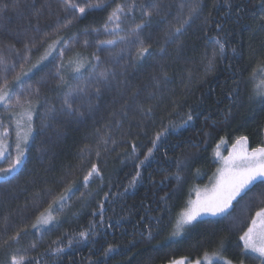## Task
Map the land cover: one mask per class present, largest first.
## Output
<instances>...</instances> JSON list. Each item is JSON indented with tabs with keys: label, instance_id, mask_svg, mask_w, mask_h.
<instances>
[{
	"label": "trees",
	"instance_id": "1",
	"mask_svg": "<svg viewBox=\"0 0 264 264\" xmlns=\"http://www.w3.org/2000/svg\"><path fill=\"white\" fill-rule=\"evenodd\" d=\"M77 2L85 7L96 0ZM145 2L135 0V10L122 17L120 31L112 35L105 32L106 27L109 32L115 28L108 21L110 13L117 5L127 10L133 0H105L107 7L89 9L83 16L64 12L63 0H0V57L15 65L14 71L7 73V81L12 84L15 75L31 68L15 91L31 88L40 93L39 103L32 99L35 131L25 164L10 184L0 186V264H8L13 255L25 256L30 264H170L213 252L236 264L241 260L243 264H260L242 255L239 239L259 207H264V187L259 183L234 202L227 218L200 219L185 228L182 236L172 239L171 235L193 196L194 183H202L215 173L218 163L213 161V148L218 141L226 138L234 142L244 137L250 148L264 145V99L256 96L253 81L264 74L261 0H200V19L178 38L182 47L168 45L163 58L160 48L166 33L178 26L181 3L194 0H147L163 5L161 15L153 18L141 37L151 56L136 59L138 46L130 50L119 43L98 47L101 41L129 35L143 20L140 5ZM17 3L19 12L14 6ZM68 20L72 24L62 27ZM217 38L225 44V52L222 57L217 55L214 67L208 69L212 41ZM121 48L126 50L117 65L116 54ZM46 55L48 58L42 59ZM96 56L100 61L96 74L112 68L119 72L121 66L131 65L127 67L128 92L121 94L114 83L100 100L92 98V110L87 103L78 104L84 113L79 120H46L49 107L54 105L59 111L69 92L80 87L93 91L90 77ZM77 61L87 69L78 77L74 74ZM61 63L63 68L58 67ZM162 73L167 74L168 83L149 98L155 78ZM4 78L0 72V84ZM137 87L143 88L139 102L152 108L148 115L123 107ZM15 100L13 95L12 102ZM21 111H9L0 104V139L15 138ZM190 112L193 119L184 124ZM166 127L167 133L132 185L135 164L144 158L155 134ZM133 145L137 148L135 157ZM10 158L0 161V168L8 167ZM93 163L98 165L100 176L85 187L83 177ZM69 185L79 190L62 210L52 212L53 225L36 232L32 225L48 216L49 205ZM6 223L10 225L7 231ZM90 227L95 231L89 239L76 242L79 232ZM17 232L20 237L11 241ZM69 240L73 241L71 246ZM5 241L9 243L5 245ZM109 245L115 251L104 257L103 250ZM54 248L64 251L54 256Z\"/></svg>",
	"mask_w": 264,
	"mask_h": 264
},
{
	"label": "snow or ice",
	"instance_id": "2",
	"mask_svg": "<svg viewBox=\"0 0 264 264\" xmlns=\"http://www.w3.org/2000/svg\"><path fill=\"white\" fill-rule=\"evenodd\" d=\"M19 12L20 5L17 3L14 5ZM4 8L7 5L3 6ZM107 7L105 0H96L95 3H88L85 7H79L77 0H63L62 10L66 13L78 12L80 16H83L85 12L89 9H102ZM135 0H133L132 7L125 9L122 5H117V7L110 13L108 21L115 25V28L109 32V29L106 27L105 32L108 34L114 35L116 32L120 31V23L122 22V17L126 16L128 13L135 10ZM260 10L264 13V0L260 2ZM141 13L143 20L140 24H137L134 29L130 30L129 35L120 37L119 40L110 39L101 41L98 47L106 45L109 47H114L118 43L127 45V48L130 50L132 47H137L136 59L144 60L147 56H151L152 52L149 47L144 45V40L141 39L143 30L148 27L152 22L154 17L160 16L163 10V5L159 3H150L146 2L140 5ZM147 9V10H145ZM181 16L178 18V26L174 29L169 30L164 38V45L160 48V57L163 58L167 53V46L171 44H177L178 47H182V43L178 42V38L186 31H188L193 23L196 20L200 19L202 14L203 6L200 3V0H194L192 3L184 4L181 3ZM184 9H187V14L184 15ZM76 17L74 16L73 19ZM72 24V20H68L66 24L62 27L67 28ZM219 27V25H217ZM87 43V41H85ZM214 44L212 55L208 58L207 67L212 69L215 64L217 55L223 56L225 52V44L221 42L219 38L212 41ZM64 47L67 48L68 45L64 44ZM217 49L219 50L217 52ZM125 48H121L120 53H117V59L115 64L119 65L120 59H123V53ZM51 52L48 53L50 55ZM61 57H63L64 52H60ZM131 56V54L129 53ZM207 55V53H206ZM48 56L42 57V59H47ZM96 60V65L93 66V75L90 77V81H94L93 91L89 92L86 88L80 87L74 92H69L63 99L59 111L55 106H50L48 113L46 114V120L55 121L58 118H64L67 122H73L79 120L84 113L81 111V108L78 104L87 103L88 109L92 110L95 105L92 103V98L95 97L96 100H100L104 95L106 90H109L115 83L116 87L121 90V94L128 92L131 87L130 80L127 78V67L131 66L125 65L121 66V70L118 72L115 68L105 69L98 74L95 73V68L99 66V57H94ZM24 60L27 63L28 57L24 56ZM74 74L75 76L82 75V69L87 70L85 66L81 63L74 62ZM33 68L36 65L32 66ZM59 68H63L64 65L61 63ZM15 65H9L6 63L3 57H0V72L5 74V78L2 84H0V104H2L6 110L12 111L13 109L19 108L22 111L19 114V119L16 120L17 132H16V141H15V156L12 157V145L6 140L0 139V161L10 159L8 167L0 168V186L10 184L16 177L15 173L20 169L26 161V156L28 153V144L30 143V137L34 133L35 129L33 126V116L31 110L32 99L35 98L37 103H39V90L35 92L31 88L25 89L24 91L17 93L15 91V86L21 85L24 83V77L28 75L32 69L29 68L28 72L21 71L13 78L12 84H9L7 81V73L14 71ZM119 76H124L125 79H118ZM57 78L62 81V77L59 72H57ZM156 83L153 85L154 91L149 95V98L155 96L157 92L161 91L163 85L168 83V76L166 73H162L161 76L155 78ZM143 92V88L137 87L135 91L131 92V95L128 100L124 103V108L128 111H137L143 115H148L152 112V108H144L142 102H139V98ZM13 95H16V100L12 102ZM256 96L264 99V88H258L256 91ZM23 97V99H22ZM25 106H28L27 108ZM127 115V112L124 113ZM193 119L191 112L187 115V119L184 121V124H187ZM50 125H42V127ZM168 131V128H164L162 131H159L155 134V137L151 140V147L148 148L147 153L144 154V158L139 160L135 164L136 176L132 178V185L136 183L137 178L140 176V169L142 165L148 161L153 155L154 150L158 147V142L161 140ZM8 130L5 129L4 135H7ZM110 138V136L108 137ZM107 143V139H105ZM115 143V142H114ZM247 143L244 137H241L236 141V145L233 146V150L230 152L228 157L223 158L222 166L217 170V176L215 182L212 184L210 189H205L203 192L197 191L196 198L190 200L186 210L180 214V218L176 221L175 231L173 232L174 236L182 234L186 226H193L194 222L199 221V218L205 215L210 216H219L222 219L227 218L231 215V210L234 209V202H239V199L243 198L248 194L253 187L259 183L264 187V147L253 149L251 152L246 149L241 150L238 146H243ZM137 148L133 145L132 154L135 157ZM100 153L97 152V157ZM219 156V153H217ZM179 167V164H178ZM100 171L98 165L93 163L91 168L87 171V174L84 175V186L87 187L90 181L94 177H99ZM179 179V177H177ZM131 186V185H130ZM78 188H75L72 185H69L64 189V191L59 195L58 199L53 201V204L49 205L48 216L44 219L39 220L38 224H33L32 228L36 232L42 233L46 227L51 226L55 223L52 216L53 211L62 210L63 206L71 200L72 195L75 194V191H78ZM108 193H105L107 197ZM167 196L168 194L165 193ZM264 196V192L261 193ZM83 196V193H82ZM164 197H161L163 200ZM264 203V201H262ZM57 206V207H54ZM7 223L4 225L5 231L8 227ZM150 227V226H149ZM95 231L94 227H90L88 230L81 231L78 234V240L76 242H84L89 239L92 233ZM26 233V230H25ZM21 233L17 232L14 236L10 238L11 241H16L20 237ZM243 242L242 255L245 258H250L253 260H259L260 264H264V207H259L255 215L252 216L251 222L247 227V230L239 237ZM9 241H5L7 245ZM73 243L72 240H69V246ZM35 248V244L32 245ZM223 245L221 244V248ZM64 251L63 248H54L52 249V255H58ZM115 249L112 245H109L103 250L102 255L107 257L109 253L114 252ZM254 254V255H252ZM213 257H216L218 261H223V264H233L231 260H226L220 256L219 252H213L212 256H209L205 253L204 259H198L195 261V264H213ZM8 264H30V261H27L25 256L13 255L10 257ZM171 264H186V259L182 258L180 260H174ZM240 264H243V260L240 261Z\"/></svg>",
	"mask_w": 264,
	"mask_h": 264
},
{
	"label": "rangeland",
	"instance_id": "3",
	"mask_svg": "<svg viewBox=\"0 0 264 264\" xmlns=\"http://www.w3.org/2000/svg\"><path fill=\"white\" fill-rule=\"evenodd\" d=\"M254 82H255V93H256V91H257V89L258 88H264V74H263V76H259V77H256L255 78V80H253ZM33 109V106H31V110ZM33 135V134H32ZM32 137L33 136H31L30 137V141H31V139H32ZM237 140H239V139H237ZM236 140V141H237ZM8 142H10L11 143V145H12V157H14L15 156V141H16V136H15V138L14 139H9V140H7ZM236 141H234V142H229L226 138L225 139H222V140H220V141H218L215 145H214V158H213V161H216L217 163H218V166H217V169H216V171H215V173L214 174H212V175H209V176H207L206 178H205V181L204 182H202V183H200V182H196V183H194V187L191 189V192H190V194H192L193 196L189 199V201L190 200H194L195 198H196V192L197 191H201V192H203L205 189H210L211 187H212V184L215 182V179H216V176H217V170L222 166V160H223V158H225V157H228L229 156V154H230V152L233 150V146L234 145H236ZM29 145V144H28ZM241 150H243V149H246L247 151H249V152H251L253 149H256V148H250L249 147V145H248V143H246L245 145H243V146H238ZM260 147H264V145H262V146H259V148ZM219 149V150H218ZM217 153H219V156H217ZM11 157V158H12ZM10 158V157H9ZM10 158V159H11ZM10 162V161H9ZM202 178V177H201ZM200 178V179H201ZM189 201H188V204H189ZM188 204H187V206H188ZM186 209H184V211H185ZM183 213V212H182ZM180 217V216H179ZM207 217H211V218H218V216H210V215H205V216H202V217H200L199 218V220L200 219H204V218H207ZM195 223V222H194ZM175 227H176V223H175V225H174V227H173V232L175 231ZM188 226H186V228H187ZM173 232H172V235H171V237H172V239H174V238H177V237H180V236H182L183 235V233L185 232V230L182 232V234H180V235H177V236H174L173 235ZM208 255L209 256H212V253H208ZM205 256V255H204ZM204 256L203 257H201V258H198V259H200V260H203L204 259ZM221 256V255H220ZM223 258L224 259H226V260H228L227 258H225L224 256H223ZM180 259H182V258H179V259H176V260H180ZM197 259V260H198ZM197 260H193V261H189V260H187L186 259V264H195V261H197ZM232 261V260H231ZM223 263V261H218L217 260V258L216 257H213V264H215V263ZM233 262V261H232ZM171 264V263H170ZM233 264H236V263H233Z\"/></svg>",
	"mask_w": 264,
	"mask_h": 264
},
{
	"label": "bare ground",
	"instance_id": "4",
	"mask_svg": "<svg viewBox=\"0 0 264 264\" xmlns=\"http://www.w3.org/2000/svg\"><path fill=\"white\" fill-rule=\"evenodd\" d=\"M215 149V148H214ZM219 150V149H218Z\"/></svg>",
	"mask_w": 264,
	"mask_h": 264
}]
</instances>
